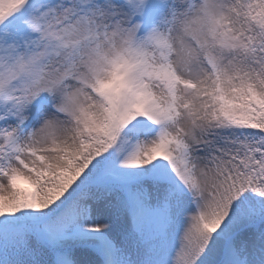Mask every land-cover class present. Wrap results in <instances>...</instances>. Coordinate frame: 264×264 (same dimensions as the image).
<instances>
[{
	"label": "snow or ice",
	"instance_id": "1",
	"mask_svg": "<svg viewBox=\"0 0 264 264\" xmlns=\"http://www.w3.org/2000/svg\"><path fill=\"white\" fill-rule=\"evenodd\" d=\"M0 264H264V0H0Z\"/></svg>",
	"mask_w": 264,
	"mask_h": 264
}]
</instances>
